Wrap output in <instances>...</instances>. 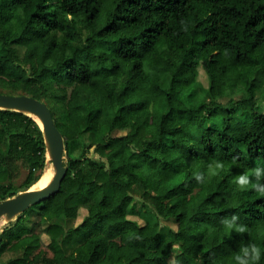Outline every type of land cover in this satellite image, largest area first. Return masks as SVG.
Instances as JSON below:
<instances>
[{"label":"trees","instance_id":"trees-1","mask_svg":"<svg viewBox=\"0 0 264 264\" xmlns=\"http://www.w3.org/2000/svg\"><path fill=\"white\" fill-rule=\"evenodd\" d=\"M0 92L46 103L67 167L54 195L1 226L0 264L264 253V195L235 184L264 168V0H0ZM47 161L37 121L0 108V200ZM234 215L246 233L222 223Z\"/></svg>","mask_w":264,"mask_h":264},{"label":"water","instance_id":"water-1","mask_svg":"<svg viewBox=\"0 0 264 264\" xmlns=\"http://www.w3.org/2000/svg\"><path fill=\"white\" fill-rule=\"evenodd\" d=\"M0 108L25 112L37 121L44 135L46 158L53 166V173L43 187H29L0 200V219L5 218L6 223L30 205L54 195L59 190L67 167L64 164L65 148L61 132L45 102L27 94L0 92Z\"/></svg>","mask_w":264,"mask_h":264},{"label":"clouds","instance_id":"clouds-1","mask_svg":"<svg viewBox=\"0 0 264 264\" xmlns=\"http://www.w3.org/2000/svg\"><path fill=\"white\" fill-rule=\"evenodd\" d=\"M185 30H187L185 28ZM224 169V163L216 161L214 164L208 165L207 175L204 172H197L195 179L200 183H206L212 177L219 175V172ZM264 168L255 167L251 170V174L243 173L235 179V184L240 191L254 190L255 192L264 195ZM237 216H232L230 219H225L222 223L229 230L235 231L237 234H244L248 231L247 227L239 224ZM262 255L261 248L255 243H249L240 248L239 253L235 255L236 264H259Z\"/></svg>","mask_w":264,"mask_h":264},{"label":"rangeland","instance_id":"rangeland-1","mask_svg":"<svg viewBox=\"0 0 264 264\" xmlns=\"http://www.w3.org/2000/svg\"><path fill=\"white\" fill-rule=\"evenodd\" d=\"M197 68H198L197 78L202 82L203 85L207 86L208 85V77H207V74H206L203 66L199 64ZM263 107H264V103H261V108H263ZM47 166H50L52 168V170H53V166H52V163L50 161H47L45 167H47ZM85 213H86L85 209H80L79 210V215H78L76 221L79 222L81 220V218L84 216ZM129 217L137 219L139 222H143V220L139 219L136 214L135 215H130ZM153 219H155V218H153ZM162 222L163 223H170L169 221L164 220V219H162ZM4 223H5V218H1L0 219V229H1V226ZM173 252H175V251L173 250ZM166 263L167 264H171L172 263V255H171V257L166 259Z\"/></svg>","mask_w":264,"mask_h":264},{"label":"bare ground","instance_id":"bare-ground-1","mask_svg":"<svg viewBox=\"0 0 264 264\" xmlns=\"http://www.w3.org/2000/svg\"><path fill=\"white\" fill-rule=\"evenodd\" d=\"M53 170L50 166L45 167L41 177L31 186L32 188L43 187L51 177Z\"/></svg>","mask_w":264,"mask_h":264}]
</instances>
